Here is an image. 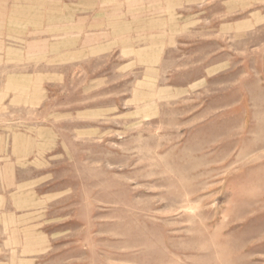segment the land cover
<instances>
[{"label": "rangeland", "instance_id": "rangeland-1", "mask_svg": "<svg viewBox=\"0 0 264 264\" xmlns=\"http://www.w3.org/2000/svg\"><path fill=\"white\" fill-rule=\"evenodd\" d=\"M0 264H264V0H0Z\"/></svg>", "mask_w": 264, "mask_h": 264}]
</instances>
